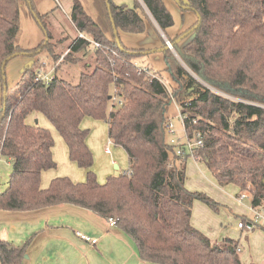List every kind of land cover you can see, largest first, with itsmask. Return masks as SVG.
<instances>
[{"label": "trees", "instance_id": "obj_1", "mask_svg": "<svg viewBox=\"0 0 264 264\" xmlns=\"http://www.w3.org/2000/svg\"><path fill=\"white\" fill-rule=\"evenodd\" d=\"M140 1L131 9L91 0L92 17L72 0L74 29L100 46L91 48L75 37L65 54L49 37L36 48L20 47V9L26 3L32 11L30 0H0L1 75L15 57L34 56L44 48L55 63L49 83L36 80L37 73L25 67L11 89L4 84L0 158L11 172L0 210L32 212L71 204L114 219L146 264H243L237 241L213 243L192 225L194 201L216 204L185 187L186 157L169 145L166 127L171 104L180 103L188 136L201 134L195 161L217 186L231 184L240 194L247 192L252 208L264 204V0H177L197 20L183 46L180 37L168 39L178 59L170 49L162 51L169 87L158 73L137 65L141 50H128L119 40V31H144L146 11L162 32L173 24L163 0ZM90 52L93 66H85L76 83L66 80L79 55ZM32 115L43 116L60 135L69 159L86 172L83 182L57 177L40 187L41 174L56 168L54 140L49 129L27 123ZM86 117L105 122L108 139L128 159L126 171L103 183L92 171L88 131L81 128ZM24 256L25 246L0 240V264H20Z\"/></svg>", "mask_w": 264, "mask_h": 264}, {"label": "rangeland", "instance_id": "obj_2", "mask_svg": "<svg viewBox=\"0 0 264 264\" xmlns=\"http://www.w3.org/2000/svg\"><path fill=\"white\" fill-rule=\"evenodd\" d=\"M112 1L116 5H124L131 9L136 4V0ZM71 2L72 0H30L32 11L26 3H23L19 17V46L23 49H33L42 43L44 45L49 37L50 42L56 44L57 50L65 51V48L69 47L70 40L77 37V32L69 20ZM79 2L90 16L96 17L91 0H79ZM163 2L173 19V24L163 32L164 36L171 41L180 37L179 46H183L192 38V35L186 36V34L195 24L197 16L194 12L180 7L177 0H163ZM138 11L141 12V9ZM144 16L145 29L143 32L134 34L119 31V40L128 50H141L144 54L136 59L137 65L150 70L151 74L158 73L169 87V78L164 72L165 64L161 52L165 48L164 37L157 30L147 11ZM172 53L178 59L174 50ZM88 65L93 66L91 52L86 56L79 55L77 65L71 69L66 80L76 83L79 72L85 70V66ZM25 67L31 68L37 75L41 74L51 78L55 63L45 48L34 56H19L9 61L4 75L0 73V106L4 84L11 89L20 79ZM114 101L117 105L118 99ZM171 105L170 131H173V134L166 131V138L167 140L173 138L184 141L185 133L178 117L181 108L176 110L175 106ZM32 123L35 121L33 120ZM42 123H45L43 118L40 121V124ZM81 127L88 131V137L93 146V168L99 182L103 183L107 177L122 174L128 169L126 153L109 141L105 122L86 117L82 120ZM100 142L103 143L100 145ZM106 146L111 150V155L104 153ZM114 164L119 168L116 169ZM185 168V187L192 192L204 193L216 204V207L212 208L200 201H194L192 225L213 243H220L225 238L237 241L238 256L243 264H264V224L260 223L251 231L238 228V223L243 218L249 220L253 217L250 196L247 195L244 199H240L239 189L231 184L225 187L217 186L206 167L196 162L192 155H187ZM78 170L83 171L79 168ZM10 172L11 165L5 159L0 158V194L7 188Z\"/></svg>", "mask_w": 264, "mask_h": 264}, {"label": "crops", "instance_id": "obj_3", "mask_svg": "<svg viewBox=\"0 0 264 264\" xmlns=\"http://www.w3.org/2000/svg\"><path fill=\"white\" fill-rule=\"evenodd\" d=\"M157 30L166 43L168 38L158 27ZM67 50L68 48L65 52ZM42 118L45 123L40 124ZM33 120L35 124L51 131L54 140L52 156L57 166L56 169L41 174L40 187L45 189L57 177H68L75 183L83 182L86 172L83 169L79 171L76 164L69 159L67 146L56 130L41 115H32L27 123L32 124ZM90 141L87 136L86 145L92 153L93 146ZM104 153L111 155L109 147H105ZM114 166L119 168L115 164ZM92 171L94 172L93 167ZM78 232L95 240V243L81 240L76 236ZM0 240L14 246H25V256L20 264H146L140 260L130 237L117 226H109L107 219L71 204L32 212L0 210Z\"/></svg>", "mask_w": 264, "mask_h": 264}, {"label": "built area", "instance_id": "obj_4", "mask_svg": "<svg viewBox=\"0 0 264 264\" xmlns=\"http://www.w3.org/2000/svg\"><path fill=\"white\" fill-rule=\"evenodd\" d=\"M78 39H84L86 41H88L90 43L91 48H98L100 45L96 42H93L91 40H89L87 38V36H85L82 33H78L77 36ZM166 46H168V48L173 51L172 45L170 44L169 41L166 40ZM68 52V50L65 52V54ZM52 78V77H51ZM51 78H49L48 76L45 75H41L38 74L36 80H40V81H44L45 83H49ZM173 105L175 106V109L178 110L180 108V106L173 101ZM172 117V116H171ZM178 117L181 121L182 127L184 129V133H185V137H184V141H181V139H173L171 138L170 140H168V143L170 146L173 147L176 155L181 156L182 158L187 157V155H193V152L198 149L199 147L202 146V141H201V134L199 132L194 133V136L191 138L188 136V134L185 131V127H184V117L183 115L180 113H178ZM170 119L168 121L167 124V131H169L170 134H173V131H170ZM247 195H249L247 192H242L239 195L240 199H244ZM252 212H253V217L249 220H245V221H241L238 223V228L240 230H246V231H251L253 230L255 227L259 226L260 223L264 224V204L261 206H258L256 208H252ZM109 226H115V220L114 219H108L107 220ZM77 237H79L81 240L94 244L95 240L81 234V233H77L76 234Z\"/></svg>", "mask_w": 264, "mask_h": 264}, {"label": "water", "instance_id": "obj_5", "mask_svg": "<svg viewBox=\"0 0 264 264\" xmlns=\"http://www.w3.org/2000/svg\"><path fill=\"white\" fill-rule=\"evenodd\" d=\"M113 28H114V27H113ZM165 49H169V48H168V46H166V48H165ZM115 168H117V167H115ZM263 183H264V180H263Z\"/></svg>", "mask_w": 264, "mask_h": 264}]
</instances>
